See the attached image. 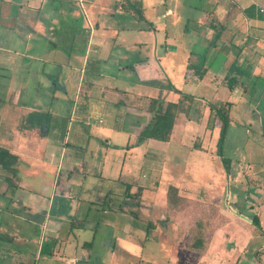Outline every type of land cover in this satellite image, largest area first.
<instances>
[{
    "label": "crops",
    "instance_id": "0c3cea01",
    "mask_svg": "<svg viewBox=\"0 0 264 264\" xmlns=\"http://www.w3.org/2000/svg\"><path fill=\"white\" fill-rule=\"evenodd\" d=\"M140 3L137 17L125 0H0V147L17 156L13 173L0 166V264H91L101 226L119 230L123 244L132 243L126 235L153 238L147 206L169 187L184 196L185 184L209 177L203 165L190 179L165 166L188 148L213 155L219 128L208 105L230 102L231 124L244 96L264 98V0H208L193 33L203 52L169 32L180 0ZM189 63H203L204 77ZM231 64L241 70L232 90L224 79ZM152 100L180 109L167 141L138 143ZM30 112L49 118L26 122ZM133 157L145 163L138 175ZM163 242L164 264H221L209 249L185 256L179 242Z\"/></svg>",
    "mask_w": 264,
    "mask_h": 264
},
{
    "label": "rangeland",
    "instance_id": "374dc122",
    "mask_svg": "<svg viewBox=\"0 0 264 264\" xmlns=\"http://www.w3.org/2000/svg\"><path fill=\"white\" fill-rule=\"evenodd\" d=\"M180 1L179 16L169 12V32L177 36L183 46L203 52V41L193 33H196L194 23L203 13H208V0H186L197 4V8H184V0ZM73 6L78 15L84 17L76 2ZM186 13L189 20L184 18ZM205 55L209 62L211 53ZM191 61L196 62L194 55ZM244 97L245 100L232 109L233 120L228 124L223 146V156L231 160L230 172L226 173L215 153V133L211 156L193 148L180 152L176 159L168 156L167 170L181 169L185 179H190L194 170L203 165L209 168V177L185 184L184 196H179L177 189H169L166 198L159 196L153 201V207L147 206L148 211L153 209L154 223L148 217L145 219L153 238L140 240L126 235L132 243L123 244L119 230L101 226L95 235L91 264H164L166 246L163 241L179 242L178 253L187 256L191 255L188 245L196 238L207 244L210 255L220 259L221 264H264V234L251 223L253 215L258 214L264 230V124L258 127L256 120L259 113L264 122V98ZM133 159V175H138L145 163L139 158ZM127 161L123 172L130 167ZM156 227L159 228L154 231ZM87 240L90 241V237Z\"/></svg>",
    "mask_w": 264,
    "mask_h": 264
},
{
    "label": "trees",
    "instance_id": "16d2710c",
    "mask_svg": "<svg viewBox=\"0 0 264 264\" xmlns=\"http://www.w3.org/2000/svg\"><path fill=\"white\" fill-rule=\"evenodd\" d=\"M128 4L130 10H132L137 17H141L142 9L140 0L132 2L131 0H125ZM220 31H216L215 39L220 36ZM188 69L192 70L198 78H203L207 72V67L202 64L189 63ZM241 75V70L237 68L234 64H231L227 70L224 77L226 86L232 90L238 84V77ZM176 92H178L176 90ZM154 100L151 101L149 109L152 112V118L149 124L141 131L137 138V142H142L145 139L153 138L160 141H167L171 134V130L174 124V120L180 107L178 103H168L165 109L162 111L161 107L155 105ZM209 109L211 112V123L216 124L219 128V135L216 141V155L221 159L226 173L230 172L231 160L223 156V146L226 138L227 128L229 124V111L231 107L230 102L221 103L219 105L209 104ZM198 111V110H197ZM196 111V112H197ZM198 114L200 111L197 112ZM49 113L47 112H30L25 121L29 122L33 119L37 120L39 117L40 121L44 123L49 118ZM196 146V144L194 145ZM197 148V147H195ZM17 156L9 152L7 149L0 147V166L6 171L13 173L15 170L13 164L16 163ZM171 190H175L174 187H169ZM141 190V189H140ZM253 226L264 234V230L260 223V218L258 214L253 215L251 219ZM189 250H194L198 252H206L207 244L203 243L200 239L196 238L188 245Z\"/></svg>",
    "mask_w": 264,
    "mask_h": 264
},
{
    "label": "built area",
    "instance_id": "2783aa9c",
    "mask_svg": "<svg viewBox=\"0 0 264 264\" xmlns=\"http://www.w3.org/2000/svg\"><path fill=\"white\" fill-rule=\"evenodd\" d=\"M82 1H83V0H79V3L81 4ZM259 11L262 12V13H264V6H263V7H260V8H259ZM77 97H78V95L76 94V95H75V101H74V103H73V110H72L73 112H72V114H74V112H75L76 109H77V102H76V98H77Z\"/></svg>",
    "mask_w": 264,
    "mask_h": 264
}]
</instances>
